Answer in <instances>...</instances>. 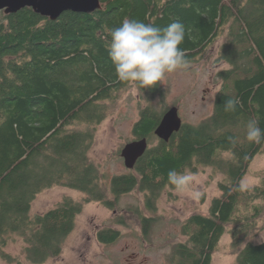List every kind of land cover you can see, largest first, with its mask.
Masks as SVG:
<instances>
[{"label":"trees","instance_id":"16d2710c","mask_svg":"<svg viewBox=\"0 0 264 264\" xmlns=\"http://www.w3.org/2000/svg\"><path fill=\"white\" fill-rule=\"evenodd\" d=\"M93 13L63 12L56 20L26 7L0 20V253L7 239L19 235L27 243L28 261L37 264L56 256L75 226L84 203L103 202L114 208L135 189L145 194L151 213L168 173L196 171L211 165L224 172L221 195L208 214L195 213L182 225L185 240L177 242L169 264H212L221 238L231 236L237 264H264V241H250L264 215V172L261 183L244 189L243 177L264 141L246 139L247 123L264 130V0H101ZM165 27L185 25L180 45L189 63L226 35L216 62H225L216 77L222 81L213 113L201 123H183L169 141L155 130L169 107L157 109L164 98L162 82L135 85L147 101L133 132L148 138L149 147L134 173L115 175L109 183L114 199L103 190L97 165L89 157L94 128L107 116L109 102L133 82L120 81L108 52L109 31L125 19ZM239 98L235 112L224 102ZM77 125H85L79 128ZM233 138V141L229 140ZM61 185L85 194L84 203L67 196L46 213L31 214L32 202L45 189ZM146 237L155 218L142 214ZM121 233L98 232L103 243Z\"/></svg>","mask_w":264,"mask_h":264},{"label":"rangeland","instance_id":"374dc122","mask_svg":"<svg viewBox=\"0 0 264 264\" xmlns=\"http://www.w3.org/2000/svg\"><path fill=\"white\" fill-rule=\"evenodd\" d=\"M5 13H0V20ZM226 34V33H225ZM222 34L215 44L208 47L204 56L189 63L186 68L166 75L163 80L164 98L157 95L153 104L157 109L176 106L183 123L197 125L214 111L215 99L222 81L217 72L227 63L216 62L219 49L226 40ZM140 90L133 82L109 102L106 118L94 128V139L89 149L90 159L97 165L106 197L114 199L109 183L115 175L134 173L125 165L124 147L134 140L133 128L147 106ZM85 128V125H77ZM154 138L150 145L158 143ZM264 172V150L251 162L243 177L244 189L261 183ZM190 178L183 189L164 187L156 200V208L149 212L145 194L138 189L122 195L114 208L100 201L84 203L85 194L66 186L56 185L40 192L32 202L31 214L46 213L58 206L67 196L84 203L76 216L75 226L65 239L56 256L37 264H169L174 245L186 239L182 234L183 223L195 213L208 214L213 199L221 195L220 183L225 174L211 165H198L196 171L187 170ZM108 185V186H107ZM142 214L157 221L146 237L140 220ZM108 228L119 230L116 242L103 243L98 232ZM250 241H264V215ZM27 243L22 236H10L0 253V264H34L28 261ZM212 264H237L228 232L221 238Z\"/></svg>","mask_w":264,"mask_h":264},{"label":"clouds","instance_id":"9594fccd","mask_svg":"<svg viewBox=\"0 0 264 264\" xmlns=\"http://www.w3.org/2000/svg\"><path fill=\"white\" fill-rule=\"evenodd\" d=\"M186 28L180 21H173L165 27L125 18L120 26L109 31L108 56L114 65L120 81L137 82L142 87L163 82L166 75L186 68L184 42ZM240 105L239 98H229L224 102L225 111L235 112ZM246 139L259 144L264 141V130L258 121L247 123ZM230 141L234 140L229 137ZM170 183L183 189L189 177L176 170L168 173Z\"/></svg>","mask_w":264,"mask_h":264},{"label":"water","instance_id":"95a60500","mask_svg":"<svg viewBox=\"0 0 264 264\" xmlns=\"http://www.w3.org/2000/svg\"><path fill=\"white\" fill-rule=\"evenodd\" d=\"M26 7L32 8L42 16L56 20L65 11L93 13L102 8V3L101 0H0V10H4L6 14L16 13ZM182 125L183 120L178 107L172 106L163 115L155 135L164 141H169ZM148 147L149 141L146 137L129 142L122 150L127 168L134 169Z\"/></svg>","mask_w":264,"mask_h":264},{"label":"flooded vegetation","instance_id":"af4514ba","mask_svg":"<svg viewBox=\"0 0 264 264\" xmlns=\"http://www.w3.org/2000/svg\"><path fill=\"white\" fill-rule=\"evenodd\" d=\"M4 11V10H3Z\"/></svg>","mask_w":264,"mask_h":264}]
</instances>
